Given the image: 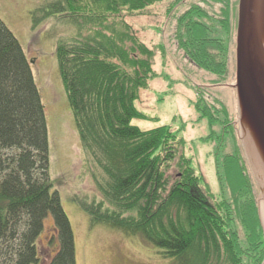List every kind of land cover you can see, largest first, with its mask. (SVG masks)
Here are the masks:
<instances>
[{
  "label": "trees",
  "instance_id": "1",
  "mask_svg": "<svg viewBox=\"0 0 264 264\" xmlns=\"http://www.w3.org/2000/svg\"><path fill=\"white\" fill-rule=\"evenodd\" d=\"M162 1L54 0L35 9L36 25L43 11L64 16L76 28L72 37L58 40L55 51L83 151L103 196L84 207L94 224L140 235L176 264H262L264 232L240 153L223 159L236 174L231 190L223 184L213 197L193 160L181 153L186 140L180 130L133 123L148 118L136 102L156 76V50L122 14ZM206 14L196 6L183 14L177 38L191 61L220 82L229 48L204 22ZM227 14L219 19L224 28L231 22ZM200 93L194 106L201 118L213 125L223 115L231 125L227 109ZM48 215L59 248L47 264H76L72 224L50 176L45 106L22 44L0 18V264H41L38 239Z\"/></svg>",
  "mask_w": 264,
  "mask_h": 264
},
{
  "label": "rangeland",
  "instance_id": "2",
  "mask_svg": "<svg viewBox=\"0 0 264 264\" xmlns=\"http://www.w3.org/2000/svg\"><path fill=\"white\" fill-rule=\"evenodd\" d=\"M52 2L54 0H0V18L22 44L45 106L50 176L72 224L76 264H176L163 258L160 250L140 235L127 234L107 223L94 224L84 207L85 203L99 201L103 196L93 180L95 167L83 151L55 51L58 40L72 37L76 28L64 16H48L43 11L42 23L34 24L35 9ZM194 6L207 13L204 22L229 48L224 81L219 82V76L198 68L180 47L177 38L179 19ZM238 6L239 0H163L135 14L123 12V17L140 39L156 50V76L150 79L147 89L141 90L136 102L148 118H136L133 123L143 129L167 124L173 130H180L186 140L181 153L193 160V166L204 178L213 197L221 194L223 184L229 187L226 188L228 192L231 190L236 174L229 166L224 167L223 159L239 152L259 207L264 232L263 182L242 138L240 106L234 86ZM222 12L228 13L226 18L231 21L224 23L227 28L219 22ZM198 91L209 103L227 109L231 125L226 126L223 115L213 125L201 118L194 106ZM218 163H221L220 167ZM241 166L238 164L239 169ZM174 168L173 173L177 171ZM54 233V219L48 215L38 239L41 264H47L59 248Z\"/></svg>",
  "mask_w": 264,
  "mask_h": 264
},
{
  "label": "water",
  "instance_id": "3",
  "mask_svg": "<svg viewBox=\"0 0 264 264\" xmlns=\"http://www.w3.org/2000/svg\"><path fill=\"white\" fill-rule=\"evenodd\" d=\"M263 42L264 0H239L236 34L237 78L234 86L240 106L242 138L264 189ZM254 147L260 157L252 154Z\"/></svg>",
  "mask_w": 264,
  "mask_h": 264
},
{
  "label": "bare ground",
  "instance_id": "4",
  "mask_svg": "<svg viewBox=\"0 0 264 264\" xmlns=\"http://www.w3.org/2000/svg\"><path fill=\"white\" fill-rule=\"evenodd\" d=\"M263 46H264V42H263ZM252 154L254 155L255 154V156H258V157H260V155H259V153L257 152V150H256V148L254 147L252 150ZM261 159V158H260ZM263 211H264V203H263Z\"/></svg>",
  "mask_w": 264,
  "mask_h": 264
}]
</instances>
